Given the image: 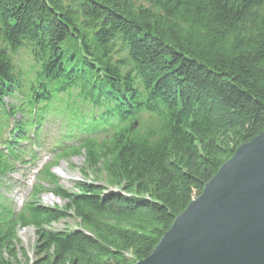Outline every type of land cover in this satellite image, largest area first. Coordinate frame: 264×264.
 Listing matches in <instances>:
<instances>
[{
	"label": "trees",
	"instance_id": "1",
	"mask_svg": "<svg viewBox=\"0 0 264 264\" xmlns=\"http://www.w3.org/2000/svg\"><path fill=\"white\" fill-rule=\"evenodd\" d=\"M49 123L56 160L31 199L15 210L0 192V264L144 259L264 132V0H0V184L38 158ZM83 151L112 186H61L51 169ZM44 191L65 205L42 204ZM69 217L82 226L49 228Z\"/></svg>",
	"mask_w": 264,
	"mask_h": 264
},
{
	"label": "water",
	"instance_id": "2",
	"mask_svg": "<svg viewBox=\"0 0 264 264\" xmlns=\"http://www.w3.org/2000/svg\"><path fill=\"white\" fill-rule=\"evenodd\" d=\"M132 264H264V132L241 144Z\"/></svg>",
	"mask_w": 264,
	"mask_h": 264
},
{
	"label": "rangeland",
	"instance_id": "3",
	"mask_svg": "<svg viewBox=\"0 0 264 264\" xmlns=\"http://www.w3.org/2000/svg\"><path fill=\"white\" fill-rule=\"evenodd\" d=\"M60 132L61 130L58 127V124L49 123L43 132V146L36 149L38 158L30 164L17 163L13 171L7 175V177H5L0 184V192L15 210L21 209L23 205L31 199V193L33 191L34 185L38 182V173L40 172L39 170H41V168H43L46 163L56 160L55 155L50 151V147L56 143ZM33 148L36 147L34 146ZM85 157L86 154L83 151L80 154L70 157H63L61 159L58 158L57 164H55L51 172L56 175L61 186L68 189L69 191L77 192L75 184L79 181L87 180L100 182L107 184L108 186L111 185L109 177L105 172H102L99 176L97 175L96 178H94V172L86 167L87 163ZM82 168H84L87 175L82 171ZM42 182L44 187L48 189H50L53 185L45 180ZM113 189L117 188L113 187ZM39 197L42 204L52 207H63L66 203L65 200L54 195L50 191L42 192ZM79 226H82L79 219L75 217H69L57 222H53L49 228L51 230H63L74 229ZM17 236L19 239V245L25 249L29 258L33 260L35 257L34 248L37 237L36 227H19Z\"/></svg>",
	"mask_w": 264,
	"mask_h": 264
},
{
	"label": "bare ground",
	"instance_id": "4",
	"mask_svg": "<svg viewBox=\"0 0 264 264\" xmlns=\"http://www.w3.org/2000/svg\"><path fill=\"white\" fill-rule=\"evenodd\" d=\"M61 174V173H60ZM62 175V174H61Z\"/></svg>",
	"mask_w": 264,
	"mask_h": 264
}]
</instances>
